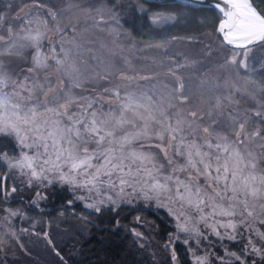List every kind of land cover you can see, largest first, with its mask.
I'll use <instances>...</instances> for the list:
<instances>
[{"label": "snow or ice", "instance_id": "6c2138e0", "mask_svg": "<svg viewBox=\"0 0 264 264\" xmlns=\"http://www.w3.org/2000/svg\"><path fill=\"white\" fill-rule=\"evenodd\" d=\"M49 3L52 7L38 5L41 11L32 18L17 17L22 20L20 27L14 32L8 24L7 36L0 35V135L12 137L19 150L18 156L0 152V164L6 169L0 172V199L18 197L22 188L11 181L19 178L24 188L34 192L29 203L36 208L57 185L68 186L75 201L96 214L118 215L121 204L142 201L146 207L155 205L165 210L174 220L176 234L170 236V245L180 241L181 234L187 237L182 241L184 245L191 241L197 247L209 236L235 242L247 234L241 253L225 249L230 259H217L221 264H264V169L258 168L257 157L248 149L249 142L264 141V79L255 78L264 77V0H180L174 5L215 11L216 32L222 38L215 50L206 46L207 55L220 56L221 50H227L229 54L223 57L220 67L233 69L237 76L241 71L245 74L240 78L243 88L237 80L225 82V96L212 94L221 87L219 82L200 80L199 86L208 93L206 115L211 126L207 127L196 122L205 115L198 117L196 111L188 114L191 120L180 118L179 112L175 120L169 116L176 104L189 102L185 77L177 73L194 69L196 61L178 63L174 56L169 57L174 67L168 69L167 75L175 78L176 86L166 94L155 85L146 90L126 89L123 94L119 87L105 89L116 99L115 106L109 104L106 112L102 110L103 100L76 97L73 89L81 87L89 70L87 62L80 59L85 46L67 39L70 25L61 26L66 9L58 7L55 0ZM95 11L96 26L115 22L116 27L106 31L119 38L115 12L109 9L111 14L106 20L100 9ZM140 11L146 10L141 7ZM178 19L175 12L150 17L153 25ZM5 22V17L0 16V30ZM53 28L58 39L49 41L48 32ZM71 31L75 33V28ZM46 41L48 54L44 51ZM146 47L164 48L165 44ZM26 48L34 49L32 66L23 80L16 79L3 58L20 56ZM91 59L98 58L93 54ZM53 64L61 77L58 86L52 83L51 76L41 79L37 75ZM114 71L109 64L97 75L103 72L101 78L107 79ZM119 79L130 84L136 79L148 81L155 77L120 72ZM240 93L255 100L257 107L239 110L240 102L235 96ZM221 123L235 139L212 129ZM260 146L264 148V144ZM152 149L163 155L164 163ZM73 202L67 201L69 205ZM4 211L0 227H6L8 234L16 237L10 221L24 213L20 209ZM135 219L139 222L142 218ZM115 224L119 227V220ZM129 231L135 238H143L135 228ZM44 235L47 238L48 234ZM188 251L193 264H209L207 255H196L191 247ZM171 260L178 264L174 248Z\"/></svg>", "mask_w": 264, "mask_h": 264}, {"label": "trees", "instance_id": "16d2710c", "mask_svg": "<svg viewBox=\"0 0 264 264\" xmlns=\"http://www.w3.org/2000/svg\"><path fill=\"white\" fill-rule=\"evenodd\" d=\"M85 1H100L108 10L111 9L115 12L119 18V28L138 44L169 42L170 45L166 50L164 47L158 56L169 57L175 54L178 63H181L180 59L183 60V63L185 60L188 62L196 61L194 69L185 70L189 75L204 73L211 66L218 69L223 62V57L228 54L227 50H221L220 56L213 54L209 57L207 55L206 46L211 45L215 50L220 40L215 31V25L218 21L216 19L217 13L213 10L194 7L177 8L174 6L175 3H156L143 0ZM38 5L52 7L49 0H2L0 2V16H4L6 22L4 29L0 30V35L7 36L8 24L12 26L15 32L22 23V20L16 18L22 16V18H26L27 14L31 16V13L24 14V11L26 12L28 8H37ZM141 7L146 11L141 12ZM169 12L178 13L179 19L170 24H152L150 17L154 13L166 14ZM201 21L204 22L201 23ZM53 33L55 35L54 31ZM98 37L95 36V38ZM32 50V48H26L19 58L13 57V63L10 64L12 65V72L22 73L30 65L29 56L32 54ZM88 57L92 61L91 56L88 55ZM111 58L113 55L109 58L106 54V56L94 61L95 64H91V62L90 64L96 68H98L97 64H100V68H102L112 62ZM164 68L161 69L165 71ZM154 71H150V74ZM165 73L167 74L168 71ZM177 75L181 76V72H178ZM244 75V72L241 71L237 76L242 88L244 85L240 78ZM255 78L257 80L264 79L259 75ZM185 85L187 84L185 83ZM248 87L253 86L249 85ZM192 91L191 87L189 95H192ZM235 97L239 102L257 106L255 101L249 99L245 93L237 94ZM12 147L11 138L0 137V152L11 153ZM3 170L5 171V168L0 164V172ZM21 188L22 191L18 197H10L7 201L0 199V205L19 206L30 216L36 217L41 228H39L40 226L34 227L37 233L34 236L35 240L30 244L22 238L27 249L26 252L15 245L14 254L4 258L0 257V264H173L168 247L162 246V243H166L167 235L172 230L170 221L163 212L142 210L143 215L151 219L153 226V231H150L149 234H152L153 240H155L152 246L156 255L159 256L153 259L148 247L144 243H138L129 231L134 225L132 217L141 213L138 206L121 205L117 210L118 215L112 212L96 214L92 210L86 209L81 202L75 201L66 186L57 185L49 190L48 199L40 204V208H35L29 203L34 192L24 188L23 185ZM69 200H73V204L69 205L67 203ZM116 220L120 222L119 227L115 224ZM46 222L48 223L47 227H45ZM43 233L48 234L47 238ZM48 240H51L52 243L49 244ZM173 248L177 253L178 264H192L184 246L174 243L171 249Z\"/></svg>", "mask_w": 264, "mask_h": 264}, {"label": "rangeland", "instance_id": "374dc122", "mask_svg": "<svg viewBox=\"0 0 264 264\" xmlns=\"http://www.w3.org/2000/svg\"><path fill=\"white\" fill-rule=\"evenodd\" d=\"M55 3L58 7L66 9V11L63 13V16L61 18V26H64L65 24L70 25L69 29L67 30V39L68 40L75 39L77 43H82L85 46L84 54L82 57H80V59L87 62L86 66L88 67L89 70L85 72V76L82 79L81 87L79 89H73V94L76 97L81 98L82 100L84 98H89L93 100L101 99L104 101L102 110L106 112L109 110L108 107L109 104L113 105V107L115 106L116 99L115 97L106 93L105 89H113L119 87L121 94H123L126 89L134 90L136 88H140L146 90L152 88L153 85H155L157 89H159L161 92L166 94L172 87L176 86V80H174L172 76H169L165 73L166 71H168L169 68L174 67V65L169 62V57L174 56V58L176 59V56L172 55L169 57H165V56L160 57L158 55L161 53V50L163 48L146 47V45L148 44L154 45L157 43H164L166 50V48L170 45L169 42H151L145 44H138L135 41L131 40L128 37L127 33L121 29H120V33H121L120 37L116 38L114 35L109 34V32L106 31V29L109 27H116L115 22H112L111 24H100L98 28L94 20V18L98 15L95 10L100 9L101 10L100 14H103L106 20L111 14L106 8V6L100 1L95 2V1H85V0H55ZM39 11H41L39 7L28 8L26 12L24 11V14L31 13V16L30 14H27L28 16L26 18H32ZM50 27H52L51 22H50ZM72 27L75 28V33L71 31ZM100 29H105V31H101ZM53 31L55 32L54 28L52 31L48 32L49 41H55L58 39L57 33L55 32L54 35ZM95 36L96 37L99 36V37L95 38ZM65 46L68 47L69 45L66 44ZM44 49H46L44 50L45 54H48L49 49L47 46V41L45 42ZM86 49H91V52L86 51ZM33 54H34V49L32 50V54H30L29 56L30 65L27 68H25L22 73L11 71L12 65L10 64L13 63L14 56H5L3 58L4 63L8 66L14 78L23 80L24 76L28 75L26 70L32 66ZM93 54L99 59L106 56V54L109 56V58L112 57L113 55V58H111L112 62L110 63V65H112L115 71L113 72L112 75H109L107 79L101 78V76L104 75L103 72H101L100 75L98 76L97 72H100V69L91 65V64H95V62L93 60H92L93 62L90 61L88 55L92 57ZM17 57L19 58V56ZM125 60L129 61L130 63L126 64ZM180 61L181 63H183L182 59H180ZM222 63L223 62H221V64ZM145 64L147 66L146 68H145ZM171 65L172 67H170ZM162 67H165L164 68L165 71L161 69ZM152 70L155 71L152 74H150L151 73L150 71ZM120 72H124L129 76H135V77L152 76L155 77V79L148 81H142L136 79L129 84V82L121 81L119 79ZM37 75H39L41 79H43V77L46 75L51 76L53 78L52 83L56 86L59 85V81L61 79L60 74L55 71L54 64L51 65L50 68L47 69V71H41ZM181 76L185 77V83L187 84L185 85V94L189 96V102L186 104H176L175 107L169 111L170 118L175 120L176 118H178L176 116V113L179 112L181 114L180 118L191 120V117L188 114L192 111H196L198 117L201 114H205L203 116V119H198L196 122L199 123L202 127L211 126V120L206 115L208 111V104H207L208 93L206 92L205 89H202L199 86V82L202 79L212 83L219 82L221 87L219 89H215L212 94L225 96L228 95L227 89L224 87L225 82L226 81L230 82L233 80L239 81L237 79V75L235 71L233 69H227V68L222 69L219 65L218 69H216V67L211 66L210 69L204 73L202 72L196 74L192 73L191 75H189L188 72L182 71ZM164 84L169 85V88L168 89L163 88ZM191 87L193 91H192V95H189L190 94L189 91ZM198 88H200L199 89L200 91L198 90ZM235 99L238 100L236 97ZM249 99L252 98L249 97ZM255 104L257 105L256 101ZM233 107H237V106L233 105ZM256 107L257 106L247 105L245 102L243 103L240 102L238 105L239 110H244L245 108H256ZM212 129L216 132H220L222 134L228 135L229 139H235V137L232 135L231 130L222 123L220 126H212ZM1 136L2 135H0V137ZM9 138H11L13 142V147L11 153L9 152L8 153L9 155L12 156H18L19 150L18 147L16 146L15 140L12 137ZM152 142L154 143L155 141ZM261 144H264V141H260L258 139L251 141L248 143V149L251 150L253 154L257 157L258 168L264 169V148L260 146ZM152 151L156 152V154L160 158V162L162 163L165 162L163 155L159 153L158 150L152 149ZM169 152L171 153L172 149H169ZM177 159L179 163H183L182 159L179 158ZM11 183H15L19 187L22 186L20 184L19 178L11 181ZM200 183L201 184L204 183L202 178L200 180ZM66 187L70 192L68 186ZM71 196L74 199V195L72 193ZM43 202L44 201H41L40 204H42ZM121 205H128V204H121ZM130 206H138L140 208L141 213L135 214L132 217V222L134 225L133 227H131V229L135 228L137 231L142 232L143 238L137 239L133 236L132 233L131 235L138 243H144V245L148 247L149 252L153 259L159 257L154 252V247L152 246L155 240H153L154 238L152 237V234H149L150 231L151 232L153 231V226L151 224V219L146 218L143 215L144 212L142 210H150V212L161 211L168 217L172 230L167 235L166 243H162V246L168 247V252L169 255L171 256V251H172L171 247H173V244L174 243L181 244L186 248L192 264H193L192 254L191 252L188 251L189 247L195 250L196 255H207L209 264H221V261L217 259V257H224L226 260L230 259V257L226 256L225 249H227L228 252H236L237 254H239L241 253L244 244L247 242L246 241L247 234H245V236L243 237H240L235 242L228 240H224L223 242H221L216 237L209 236V239L207 241H202L200 246L197 247V245L191 241L189 245H184L182 241L187 237L181 234L180 241H176L174 243H171L170 245V236H174L176 234V228H175L174 220L168 216L165 210L157 209L155 205H150L146 207L142 201L139 203H134ZM4 209L22 210L19 206L10 207V206L0 205V218L6 215ZM22 212L24 213L23 217L16 216L11 218L10 221L11 227L16 231L17 234L16 237H13L10 234H8L6 227H0V257L2 258H4L5 256L13 255L14 254L13 250L15 249V245L20 247L23 251L26 252L27 249L24 246L22 238H24L28 244H30L32 241L35 240L34 236H36L35 234L37 232L34 230V227L38 228V226H40V223L36 217L30 216L29 214L26 213L25 210H22ZM137 216H140L142 218L141 221L139 222L136 221L135 217ZM47 224L48 223L46 222L45 227H47ZM256 226L259 227V225ZM39 228H41V226ZM201 228L203 230L202 226ZM23 229H27V231H22ZM241 231H243V229H241ZM252 259H257L259 261V258L255 256H253Z\"/></svg>", "mask_w": 264, "mask_h": 264}, {"label": "water", "instance_id": "95a60500", "mask_svg": "<svg viewBox=\"0 0 264 264\" xmlns=\"http://www.w3.org/2000/svg\"><path fill=\"white\" fill-rule=\"evenodd\" d=\"M2 0H0L1 2ZM143 1H148V2H156V3H180V0H143ZM216 27H218V21L215 25V31H216ZM217 33V32H216ZM217 35L219 36V38L221 39V35L217 33Z\"/></svg>", "mask_w": 264, "mask_h": 264}, {"label": "flooded vegetation", "instance_id": "af4514ba", "mask_svg": "<svg viewBox=\"0 0 264 264\" xmlns=\"http://www.w3.org/2000/svg\"><path fill=\"white\" fill-rule=\"evenodd\" d=\"M20 13H22V12L20 11ZM20 13H19V14H20Z\"/></svg>", "mask_w": 264, "mask_h": 264}]
</instances>
